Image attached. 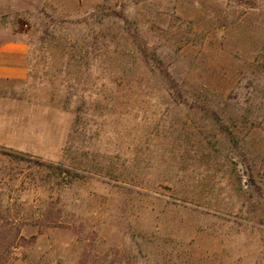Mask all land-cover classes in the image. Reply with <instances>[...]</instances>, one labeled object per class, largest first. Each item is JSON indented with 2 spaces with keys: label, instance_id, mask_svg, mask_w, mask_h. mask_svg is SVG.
Returning a JSON list of instances; mask_svg holds the SVG:
<instances>
[{
  "label": "rangeland",
  "instance_id": "374dc122",
  "mask_svg": "<svg viewBox=\"0 0 264 264\" xmlns=\"http://www.w3.org/2000/svg\"><path fill=\"white\" fill-rule=\"evenodd\" d=\"M10 44L12 264H264V0H0Z\"/></svg>",
  "mask_w": 264,
  "mask_h": 264
},
{
  "label": "crops",
  "instance_id": "0c3cea01",
  "mask_svg": "<svg viewBox=\"0 0 264 264\" xmlns=\"http://www.w3.org/2000/svg\"><path fill=\"white\" fill-rule=\"evenodd\" d=\"M28 49L23 44H10L0 48V78L24 80L27 78Z\"/></svg>",
  "mask_w": 264,
  "mask_h": 264
},
{
  "label": "trees",
  "instance_id": "16d2710c",
  "mask_svg": "<svg viewBox=\"0 0 264 264\" xmlns=\"http://www.w3.org/2000/svg\"><path fill=\"white\" fill-rule=\"evenodd\" d=\"M0 157L17 163H29L31 160L23 155H18L2 149H0ZM8 234V224L0 227V235L2 236L0 237V264H12L16 252L15 250L18 248V246H22V242L26 241L23 237H15V240L10 242L8 241Z\"/></svg>",
  "mask_w": 264,
  "mask_h": 264
}]
</instances>
